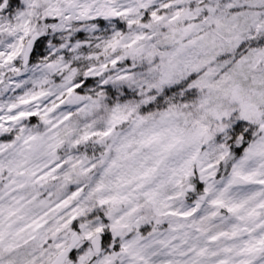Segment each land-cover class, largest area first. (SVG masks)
<instances>
[{"label":"clouds","instance_id":"clouds-1","mask_svg":"<svg viewBox=\"0 0 264 264\" xmlns=\"http://www.w3.org/2000/svg\"><path fill=\"white\" fill-rule=\"evenodd\" d=\"M165 2L168 0H152L149 8H139V0H4V4L0 5V29L5 30L0 35V40L4 42L0 50L7 51V45L17 42L19 36L23 35L20 31L9 35L6 31L19 20H27L31 29L23 40L24 49L28 50L30 42L33 47L32 64L25 66L24 57L21 55L17 57L19 63L3 70L4 86L8 87L11 80L13 84L21 83L22 89L13 88L0 97V102L5 104L0 115H7L6 104L14 102L17 96L25 93H48L28 105L21 106V110L25 111H39L43 114L54 102L58 103L60 99L64 101L54 111L46 113L51 124H44L38 116L25 118L14 126L9 125L14 130L5 135H11L15 139L18 135L26 136L31 133L39 134L45 140L50 136L61 139L63 143L54 155L45 154L46 150L40 140L30 142L32 151L29 153L28 167H55L57 163L61 165L55 173V180H49L45 186L38 187L42 198L56 201L80 190L79 196L58 216H66L73 209H83L84 214L78 216L73 224L87 223L89 227L99 222L98 217L101 215H104L105 220H108L109 215L113 219L124 217L133 227L131 231L125 230L124 236L118 238L120 242L131 241L136 237V221L141 217L148 218L147 222L140 224L141 228L147 227V231L141 235L148 236L156 226L153 208L146 202L143 193L157 189L159 185L157 199L176 209L186 205L188 200L167 199L174 196L179 189L167 182L169 173L165 165H161L149 180L132 179L141 164L145 167L152 166L153 149L142 148L134 160H121V166L110 168L111 161L118 155L117 148L127 140L139 139L141 133L146 131L179 127L188 133H195L203 127L211 136L210 140L186 147L182 153L169 157L167 162L168 168L179 167L190 159L198 147L201 160L191 165L192 175L184 184L198 182V167L213 162L220 152L219 143H227L231 133L236 131L240 109L231 94L203 85L224 80V88H230L235 82L246 94L264 91V63L249 67L252 60L251 50L264 49V43L261 42L264 40V32L257 33L255 27L245 33L243 47H217L210 55H206L207 49L192 47L169 66L168 57H161L159 53H170L175 46L165 41L163 36L157 35L168 29L155 25L150 29L142 28L139 24L129 25L127 22L133 19L139 20L141 24L151 23L150 17L144 18V13L149 10L169 15L172 9L160 7ZM214 6L217 7V15L226 20L238 16L239 23L244 27H247L245 20H250V17L241 14L258 13L256 19L264 20V4L259 3V0H214ZM85 8L88 11L81 15ZM133 8H137V12L124 16L114 14ZM55 9H59V13ZM20 13L24 15L21 17ZM201 21L202 17L197 22ZM53 25L56 27L53 28ZM181 26L183 25H177ZM214 28V24L206 26L198 35H204L205 31ZM140 36H150L151 39H138ZM53 38L61 43L52 44ZM191 38L194 37L188 39ZM113 39L118 41L115 47L109 44ZM77 45L79 47H75ZM62 46L64 51H59ZM65 51L69 55L61 60ZM244 57H249L248 62L243 68H237V62ZM49 63L55 64V67L48 69L46 66ZM186 63L198 64L199 68L193 70L186 67ZM11 67L17 68L18 73L11 72ZM197 81L201 82V86H197ZM75 84L79 88L69 95L67 88ZM78 96L84 99L77 100ZM117 107L119 112L115 114L126 115L127 119L116 124L111 136L92 137L88 141L75 143L85 131H99L108 127V121ZM69 112L70 118L64 120L63 117ZM224 112H228L229 117L218 119L217 116ZM229 122V132L221 134L220 126ZM52 124L56 127L53 128ZM20 127L25 129L23 134L19 132ZM243 127L247 128V124ZM252 132L254 136L249 138V143L253 138L264 136L258 126ZM240 135L242 133L237 132V136ZM216 136H220L219 141ZM15 144L14 148L5 151L0 158L5 161L14 159L15 154L22 148L27 150L28 146L23 145L22 139L15 141ZM232 146L243 154L247 144H241L237 139L232 141ZM137 148L132 143L127 148L128 154L131 156ZM204 153H208V156L205 157ZM65 173L70 176L68 182L64 181ZM98 183L103 184L99 190ZM48 193H51V197ZM113 197L117 198L115 202ZM101 199L109 202L101 205ZM188 199H195V196L190 195ZM132 209L136 211L132 212ZM130 212L131 216L128 215ZM161 219L163 223L159 225V231L167 233L170 218ZM22 259L24 257H18V260Z\"/></svg>","mask_w":264,"mask_h":264},{"label":"snow or ice","instance_id":"snow-or-ice-1","mask_svg":"<svg viewBox=\"0 0 264 264\" xmlns=\"http://www.w3.org/2000/svg\"><path fill=\"white\" fill-rule=\"evenodd\" d=\"M151 3L152 0H139L138 7L149 8ZM259 3L264 4V0H259ZM3 4L4 0H0V5ZM185 4L189 6L183 7ZM160 7L173 11L169 15H161L157 10L145 12L144 18H151V23L148 24H141L139 20L133 19L127 22L129 25L139 24L142 28L150 29L155 25L168 29L157 35L163 36L165 41L175 46L170 53H159L161 57H168L169 66H172L189 48L207 49L206 55H210L217 47L226 49L243 47L245 33L252 27H255L257 33L264 32V20L256 19L258 13L241 14L250 17V20H245L247 27H244L239 23L238 16L226 20L217 15L214 0H168ZM137 10L133 8L114 14L124 16ZM55 11L59 13V9ZM87 11L88 9L85 8L81 15ZM23 15V13L19 14L21 17ZM201 17L202 21L198 23ZM178 24L183 26L177 27ZM213 24L214 29L205 31L204 35H198L206 26ZM55 27L53 25V28ZM4 31L0 29V35H3ZM6 31L9 35H14L17 31L22 32L23 35L19 36L17 42L8 44L7 51L0 50V97L13 88L22 89L21 83L13 84L11 80L8 87H5L3 70L19 63L17 57L21 55L24 57L25 66L33 63L32 42L29 43L28 50H25L23 45L25 36L31 31L29 22L19 20L16 24L10 25ZM189 37L194 38L188 39ZM138 39H151V37L140 36ZM186 39L187 43H185ZM35 40L34 35L33 41ZM217 41L220 43L217 44ZM261 42L264 43V40ZM60 43L53 38L52 44ZM117 43L115 39L109 41L113 47ZM3 45V40H0V47ZM152 47L155 48L154 45ZM49 51L52 49L49 48ZM59 51H64L63 46ZM251 52L252 60L249 67L264 63V49H254ZM68 55L69 53L65 51L61 60ZM52 58H55V53ZM248 60L249 57H244L237 62V68H243ZM206 62L210 61H201V63ZM185 66L193 70L199 68L198 64L186 63ZM46 67L53 69L55 64L49 63ZM9 70L18 73L15 67ZM196 84L201 86L200 81ZM223 84L224 80L203 86L231 94L233 101L240 105L239 123L235 125L236 131L231 133L227 143H219L220 152L216 159L198 167V182L190 181L187 185L184 184V181L192 175L191 165L201 160L198 147L195 148L190 159L179 167L168 168L167 162L169 157L182 153L186 147L197 146L210 140L211 136L203 127L195 133H188L179 127L146 131L141 133L139 139L127 140L117 148L118 155L111 161L110 168L121 166L119 164L121 160H134L142 148L153 149L152 166L145 167L141 164L132 179L149 180L161 165H165L169 173L167 182L179 189L174 196L167 199L188 200L186 205L176 209L165 201L157 199L159 185L157 189L143 193L146 202L153 208L156 226L145 237L141 233L147 231V227L141 228L140 224L147 222L148 218H139L136 221V237L125 242H120L118 238L124 236L125 230L131 231L133 225L124 217L113 219L109 215L108 220H105L104 215H101L98 217L99 222L89 227L87 223L73 224L78 216L84 214L83 209H73L66 216H58L73 199L79 196L80 190L73 191L65 198L56 201L42 198L38 187L45 186L49 180H55V173L61 165L57 163L55 167L48 165L28 167L29 153L32 151L30 142L40 140L46 150L45 154L54 155L56 149L63 143L61 139L50 136L45 140L39 134L31 133L26 136L18 135L15 139L11 135H5L14 130V127L9 125L14 126L16 122L25 118L38 116L44 124H51L46 113L54 111L64 101L60 99L58 103L54 102L43 114L39 111L21 110V106L48 95L43 91L35 94L25 93L17 96L14 102H8L6 104L8 114L0 115V156L14 148L15 141L21 139L23 145L28 147L27 150L22 148L16 153L14 159L5 161L0 158V264H125V261L127 264H157V262L159 264H264V136L253 138L251 143L248 142L249 138L254 136L252 132L254 127L258 126L261 132H264V91L246 94L235 82L230 88H224ZM78 88L79 85L75 84L68 87L67 92L71 95L74 89ZM76 99L80 100L84 97L78 96ZM4 109L5 104L0 102V112ZM117 112L119 107L114 110L113 116L108 121V127L99 131H85L75 143L88 141L92 137L111 136L116 124L127 119L126 115H116ZM70 116L69 112L63 119L67 120ZM224 117H229V113L224 112L217 116L218 119ZM244 124H247V128L243 127ZM52 127L56 125L52 124ZM88 127L90 128L91 125ZM230 127V122L222 124L219 131L221 134H227ZM19 132L23 134L25 129L20 127ZM237 132L242 135L238 137ZM237 139L241 144H247L243 154L232 146V141ZM216 140L219 141L220 136H216ZM132 143L138 148L130 156L127 148ZM204 156L207 157L208 153H204ZM69 180L70 176L65 173L64 181ZM102 187V183L97 184V190ZM190 195H194L195 199H188ZM48 196L51 197V193H48ZM116 199L113 197V202ZM121 199L128 198L121 197ZM108 202L104 199L99 201L101 205ZM135 211L136 209H132V212ZM132 212L128 215L131 216ZM161 218H170L167 233L159 231V225L163 223ZM21 256L24 259L18 260Z\"/></svg>","mask_w":264,"mask_h":264}]
</instances>
